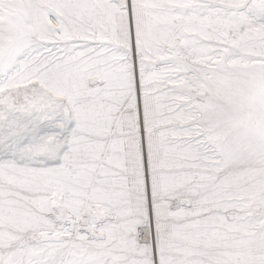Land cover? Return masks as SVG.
Instances as JSON below:
<instances>
[{
	"label": "snow or ice",
	"instance_id": "snow-or-ice-1",
	"mask_svg": "<svg viewBox=\"0 0 264 264\" xmlns=\"http://www.w3.org/2000/svg\"><path fill=\"white\" fill-rule=\"evenodd\" d=\"M0 264H264V0H0Z\"/></svg>",
	"mask_w": 264,
	"mask_h": 264
}]
</instances>
